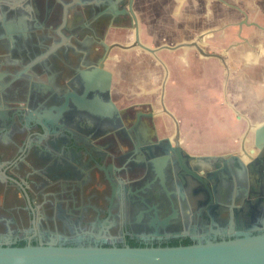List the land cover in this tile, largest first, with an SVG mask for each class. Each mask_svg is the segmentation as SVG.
I'll use <instances>...</instances> for the list:
<instances>
[{"label": "flooded vegetation", "instance_id": "1", "mask_svg": "<svg viewBox=\"0 0 264 264\" xmlns=\"http://www.w3.org/2000/svg\"><path fill=\"white\" fill-rule=\"evenodd\" d=\"M94 1L54 0L56 21L76 7L77 38L44 40L41 55L0 56V246H177L263 232L264 148L253 130L245 138L249 123L234 109L257 105L260 119L238 111L254 127L264 122V0H171L155 44L139 20L150 47L179 45L156 53L169 69L164 100L178 142L161 103L163 64L119 46L134 41L122 13L95 27ZM30 73L53 119H31L28 108L15 118L5 106L17 74ZM214 106L244 121L230 146L182 131V117Z\"/></svg>", "mask_w": 264, "mask_h": 264}, {"label": "water", "instance_id": "2", "mask_svg": "<svg viewBox=\"0 0 264 264\" xmlns=\"http://www.w3.org/2000/svg\"><path fill=\"white\" fill-rule=\"evenodd\" d=\"M27 0H12V9L21 10L30 6ZM135 0H112L107 3L104 0H95L92 6L95 10L93 16L96 19L94 26L98 27L99 21L104 18L117 21L118 14L122 13L127 17V21L132 23L134 29V41L126 45H119L123 49H133L140 47L152 54L161 61L165 68V78L163 80L161 103L165 113L171 116L175 123V136L178 142L180 139V123L174 112L170 111L165 104V87L169 77L167 65L160 60L156 54L162 49H175L177 46L163 45L160 47H150L144 43L140 35V24L137 13L134 9ZM29 3V4H28ZM119 4L124 6L121 12L115 11ZM9 6V5H8ZM11 8V7H9ZM4 2H0V10L4 11ZM57 18V16H56ZM51 14L45 18L46 22L55 26L56 19ZM66 22V15L63 17ZM33 25L37 22L35 16L31 18ZM31 29V26H29ZM26 27L20 24L14 25L11 22L1 21L0 23V56L5 58L8 54L15 53L21 57H27L34 54L36 49L42 50V44L19 42L17 47L9 43L8 38L15 35L20 41L27 37ZM74 30H77L74 28ZM74 30H69L73 33ZM53 28L45 40L57 41ZM75 33V32H74ZM66 39L65 37H63ZM73 38V37H72ZM67 40V39H66ZM116 44L106 45L107 51L112 50ZM38 50L40 55L43 51ZM34 57V56H33ZM31 73L29 74V76ZM33 77V78H32ZM39 75H31L29 79L20 80V74H17L15 85L11 92L15 99L7 106L12 117H20L23 108H28L35 113L31 119H53L51 112L39 109L43 103L44 96L39 83L35 79ZM231 105V104H230ZM1 108V107H0ZM62 111L64 108H61ZM238 118H244L248 121V129L245 132V138L253 130L255 132V147L264 148V122L254 127L249 118L243 115L237 109ZM57 111V109H56ZM41 126L42 123H39ZM244 149V147L242 148ZM254 152V150H253ZM244 162L241 156H233ZM0 264H264V231L257 234H244L237 238L223 239L220 241L198 242L187 245L177 246H155V247H105V246H62L49 244L47 246L27 245V246H0Z\"/></svg>", "mask_w": 264, "mask_h": 264}, {"label": "crops", "instance_id": "3", "mask_svg": "<svg viewBox=\"0 0 264 264\" xmlns=\"http://www.w3.org/2000/svg\"><path fill=\"white\" fill-rule=\"evenodd\" d=\"M27 2L30 3H28L30 6H26L21 10L12 9L13 6H10L11 8H5L4 11H0L1 14L3 13L2 15L7 20V22L9 21L14 25L20 24L21 26L27 28L25 29L27 37H24L21 41L15 35L11 36L10 44L12 46L17 47L19 45V42H23L24 44L38 43L39 45L42 44L41 46H43L45 36L50 33L51 28H53V34H55V37L57 39L60 37H67L69 38V41H71L72 37L77 38L80 35V31L74 30V28H76L75 25L79 23V21L76 18L77 9L73 5H68L70 7L67 9L68 13L66 22L64 23L60 20H57L54 24L55 26H53L50 25L49 22H46L45 18L48 14H51L52 16H54L55 14H61L63 10L61 3L54 2V0H27L26 3ZM62 3L64 4V2ZM134 9L139 17L138 19L140 20L142 26L147 27L150 30L148 34H144V40L146 42H149L150 44H155L160 41L161 39L156 40L154 38L155 28L157 26H163L166 30H168L167 28L169 27L171 20V0H135ZM32 16H35V18L37 19V22L35 23L36 26H34V23H32L31 21ZM29 26H31V29ZM69 30H74L75 33H69ZM165 36H168L167 31ZM38 50L40 49H36L34 53H40ZM239 109L242 110L244 113L248 114L249 116H254L255 119H260L257 118V116L260 115L261 107L257 105L250 104L249 106L246 105ZM205 110L207 112V115L205 123L202 124V128L205 126L204 128H207V131L201 130L200 132L206 134L207 140L209 141V135L211 134V132L209 131V127L213 124H219L221 126L219 127V134H221L222 137L228 139V142L224 143V145L230 146V144L232 143V132H240L244 125V121H240L238 125L235 126V129H233L228 122H221V120H218L235 119L230 109L222 106H214L211 108L202 107L201 109H199V112H203ZM216 113H219L220 116H215Z\"/></svg>", "mask_w": 264, "mask_h": 264}, {"label": "rangeland", "instance_id": "4", "mask_svg": "<svg viewBox=\"0 0 264 264\" xmlns=\"http://www.w3.org/2000/svg\"><path fill=\"white\" fill-rule=\"evenodd\" d=\"M133 52H136V50H133ZM130 65V64H129ZM130 67V66H129ZM135 67H137L136 66V64H135V66L133 65V67H130L132 70L133 69H135ZM137 69V68H136ZM134 72V71H133ZM135 74V73H134ZM132 76L133 75H129V78L131 79L132 78ZM135 76V78H137V76H136V74L134 75ZM162 71H161V73H160V75H158V80L159 79H162ZM183 83V82H182ZM181 83V84H182ZM170 92V91H169ZM169 96H171V94L169 93L168 94V101L170 102V99H169ZM220 97V96H219ZM179 100H180V102H181V99H182V97L179 95ZM214 100H217V98H215ZM219 103H220V105H222V98L220 97L218 100H217ZM180 107H182L181 105H180ZM230 111H232L231 109H230ZM233 112V111H232ZM195 117H196V115L198 116V118L199 119H183V117H182V119H180V120H182V122H181V125H182V131L184 130V132L185 131H187L188 129H190V127H192V132L193 133H196V132H200L201 130H205V131H207V128H204L203 127V129H202V124L203 123H205V121H206V115H207V112H206V110L205 111H201V112H199V110L198 109H196L195 110ZM217 115H219V113H216L215 114V116H217ZM220 116V115H219ZM219 121L221 120V122H223V121H226V122H228L231 126H232V128L233 129H235V126L237 125V122H238V119H218ZM243 120H241V122H242ZM219 127H221L219 124H213L212 126H210L209 127V131L211 132V134L209 135V140H211V139H216L215 137H219V138H223V139H225L224 137H222L221 136V134H219L220 133V129H219ZM241 131V130H240ZM218 133V134H217ZM206 139H207V136H206Z\"/></svg>", "mask_w": 264, "mask_h": 264}, {"label": "bare ground", "instance_id": "5", "mask_svg": "<svg viewBox=\"0 0 264 264\" xmlns=\"http://www.w3.org/2000/svg\"><path fill=\"white\" fill-rule=\"evenodd\" d=\"M248 140H249V138H248ZM252 151H253V150H252ZM252 157H253V156H252ZM243 159H245L244 156H243ZM245 160H247V158H246Z\"/></svg>", "mask_w": 264, "mask_h": 264}]
</instances>
